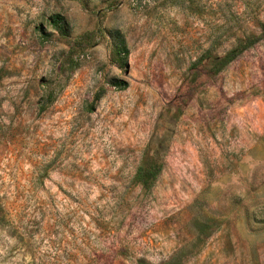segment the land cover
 Masks as SVG:
<instances>
[{
	"label": "rangeland",
	"instance_id": "obj_1",
	"mask_svg": "<svg viewBox=\"0 0 264 264\" xmlns=\"http://www.w3.org/2000/svg\"><path fill=\"white\" fill-rule=\"evenodd\" d=\"M239 4L0 0V264H264V40L208 73Z\"/></svg>",
	"mask_w": 264,
	"mask_h": 264
},
{
	"label": "trees",
	"instance_id": "obj_2",
	"mask_svg": "<svg viewBox=\"0 0 264 264\" xmlns=\"http://www.w3.org/2000/svg\"><path fill=\"white\" fill-rule=\"evenodd\" d=\"M240 4L236 7L235 11L230 12V21H234L231 27H228L225 30L227 38L232 40L231 47L222 54L219 58L213 60L208 69V73L211 77L218 75L224 68L229 64L234 62L242 53L249 50L255 46L260 41L264 40V25L259 22L258 15L256 14L255 5L257 1L253 0H238ZM236 3V0H235ZM247 26L251 28L256 34L247 33V30L242 29ZM50 24L53 28L60 32V34L65 37V29L61 24V19L58 16H53L50 18ZM237 24L239 26H237ZM237 26V27H235ZM238 32L240 37H238ZM215 48H218L215 45ZM114 56H125L127 52L123 46V43H117L114 51ZM204 59H198L193 66L196 69ZM160 172V167L155 164H150L148 166H142L137 169L134 180L138 183L144 190L150 187L152 182L157 177Z\"/></svg>",
	"mask_w": 264,
	"mask_h": 264
}]
</instances>
